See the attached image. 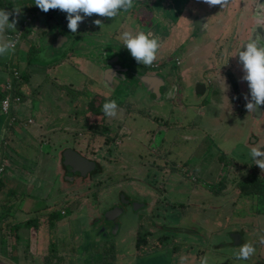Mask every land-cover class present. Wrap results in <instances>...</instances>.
Segmentation results:
<instances>
[{"label":"rangeland","instance_id":"obj_1","mask_svg":"<svg viewBox=\"0 0 264 264\" xmlns=\"http://www.w3.org/2000/svg\"><path fill=\"white\" fill-rule=\"evenodd\" d=\"M250 1L230 0L221 8L209 6L203 0H134V7L128 12L122 11L116 18L97 14L85 17L76 33L68 29V20L67 24L59 25L55 19L50 20L55 43L61 36L66 38L61 46L53 47L57 54L54 58L72 53L86 62L85 75L73 70L72 59V66L46 69L51 62L50 55L54 53L44 42L45 36L41 32L45 27L39 22L34 30L30 28L31 32L20 38L14 52L0 56L1 81L11 54L16 63L24 65L20 50L25 51L32 63L31 86L24 88L27 94L22 102L14 105L12 119L0 108V136L6 135L2 138L5 143L0 138V158L4 156L10 166L18 163L23 169L11 171L8 168L1 181L2 189L12 193L0 205V259L9 264H33V253L30 252L34 245L29 242L30 230L23 228V224H16L15 218L22 211L44 205L49 209L50 219L58 222V233L63 236L57 245L50 242L51 247L56 246L66 256L74 257V264H181L182 257L187 258L185 264H200V259L206 255L209 264H264V195L244 196L237 187L251 173L264 179V171L249 155L253 147L264 151L263 114L259 117L250 113L243 99L240 105L233 106L234 95L228 79L209 76L206 71L211 64L204 61L215 51L209 46L211 38L221 36L224 49L235 31L234 39L240 42L241 27L252 22L247 16ZM29 2L35 4V0ZM20 6L23 11L24 4L20 3ZM38 10L41 13L34 15L45 13ZM22 11L17 15L11 10L10 22L16 20L17 23L15 30L10 31L17 32L20 28ZM47 13L56 17L68 15L59 9H50ZM196 18L205 21V33L197 35L193 27ZM97 19L102 21L101 27L94 24ZM97 29L109 38L108 42L87 34ZM125 31L133 35L140 31L152 32L160 37L154 62H160L162 57L174 62L178 54L180 57L185 54L186 59L180 66H175L171 74L162 75L166 79L165 76L169 77L159 93L147 91L131 71V64L136 60L123 46L120 37ZM76 39L83 41L77 44ZM102 42L104 44H100ZM112 46L115 49L110 52ZM174 47L180 49L178 54H168ZM16 51L21 56H17ZM189 54L196 55V62L202 58V62L194 66L187 59ZM18 57L22 58L19 60ZM108 59L111 61L105 66ZM221 62L217 60L214 66L223 77ZM79 63L76 60V64ZM137 68L142 72L150 70L142 64ZM124 73L129 82L121 84ZM170 78L174 87H171ZM38 79L43 84L36 92ZM197 81L207 84L203 95L195 92ZM64 82L67 84L62 85ZM56 85H62L64 89L73 87L78 90L79 97L75 96V90L61 92ZM97 94L117 101L116 117L82 115L88 101ZM40 107L52 108L46 112H51L46 117L48 124L45 118L44 121L40 118L43 121L40 130L38 124L24 126L28 120L33 122L39 118ZM59 108L66 109L68 115L59 112ZM73 110L77 113L76 118L74 113L70 116ZM86 119L95 127L89 128ZM12 128L13 139L9 138ZM19 129L26 130L18 133ZM30 129L36 130L38 133L35 132L34 137L42 141L40 145L38 139L33 141L34 152L28 149L29 146L25 148L24 136ZM115 133L120 138L106 143L105 139L113 138ZM28 138L29 142L33 140L29 135ZM19 144L24 150L17 147ZM66 148H74L96 161L92 173L97 167L100 173L67 182L60 164V154ZM221 181L223 187L218 195H214ZM122 194L141 208L137 211L129 209L116 235L99 236L95 221ZM102 220L101 225H105ZM16 228H19V241L15 240ZM235 231L243 234L238 246L230 239V234ZM11 232L14 236L10 238ZM39 232L43 233L45 242L41 248H44L53 236H49L45 228ZM139 233L146 237V243L138 250L135 247ZM74 234L80 240L81 237L86 240L84 249L87 250L82 251V244L68 242L67 238ZM54 235L57 236V232ZM244 243H251L256 249L247 260L237 258L239 247ZM26 252L29 260L25 262L23 253ZM34 261L40 264L36 258Z\"/></svg>","mask_w":264,"mask_h":264},{"label":"clouds","instance_id":"obj_2","mask_svg":"<svg viewBox=\"0 0 264 264\" xmlns=\"http://www.w3.org/2000/svg\"><path fill=\"white\" fill-rule=\"evenodd\" d=\"M203 2L209 6L219 5L223 8L230 3V0H203ZM35 5L45 13L50 9H59L66 12L68 14L67 27L72 33H76L79 24L83 22L85 17L97 14L101 17L116 18L122 11L128 12L131 10L134 7V0H35ZM20 9L19 6L14 8L17 15L20 13ZM12 15V12L0 9V56L14 52L16 48V39L12 37L4 39L3 36L6 30H15L17 21L12 20L10 22ZM255 20L256 26H264V3H260L259 0H257L255 9ZM94 24L100 27L103 25L100 19L95 20ZM255 30L256 27L253 32ZM120 38L123 46L126 47L138 64L151 66L156 60L160 48V37L158 35L144 31L133 35L132 32L125 31ZM243 49L240 48L238 52L239 61L245 74L243 79L247 81L250 90V98L245 97L247 101L245 107L252 113L260 106H264V36L257 33L254 39L250 37L246 44L243 43ZM112 78L115 79L114 76ZM102 108L104 114L108 117L114 118L118 115L119 105L115 99L106 101ZM249 155L255 164L264 171V151L253 147ZM262 242H264V238H262ZM255 251L253 244L244 243L239 247L237 258L247 260ZM186 259V257H182L181 264H185ZM200 264H209V257L207 255L202 257Z\"/></svg>","mask_w":264,"mask_h":264},{"label":"crops","instance_id":"obj_3","mask_svg":"<svg viewBox=\"0 0 264 264\" xmlns=\"http://www.w3.org/2000/svg\"><path fill=\"white\" fill-rule=\"evenodd\" d=\"M249 5V4H248ZM34 7L36 8L35 9V14L36 13H38V14H40L41 12H39V10H38V8H37V6L34 4ZM249 7H250V5H249ZM0 9H4V7L2 8H0ZM5 10V9H4ZM11 10L12 11H14V9H10L9 10V12H11ZM6 11H8V10H6ZM21 11H22V9H20V13H21ZM15 12V11H14ZM23 12V11H22ZM148 12V11H147ZM19 13V14H20ZM42 13H43V11H42ZM12 17V16H11ZM10 17V18H11ZM24 17V16H23ZM23 21V18H21V20H20V23H19V26L21 25V22ZM62 24H64V23H62ZM67 24V23H66ZM204 24H205V21H204ZM21 27V26H20ZM203 28H204V25H203ZM20 29V28H19ZM18 29V30H19ZM17 30V31H18ZM14 32H16V31H10V30H6L5 31V33H4V38L5 39H7V34H12V33H14ZM206 32V31H205ZM204 32V30H203V32H202V34L203 33H205ZM224 32V31H223ZM50 34H52V32L50 33ZM87 34H91L90 36H92V37H94L95 39H97V40H102V41H104V40H106L107 42H108V40H109V38H107V37H105L106 35H104L103 33H101L100 32V30L99 29H97L96 31H92V32H87ZM201 34V33H200ZM198 35V34H197ZM220 38H221V36L220 37H213V38H211L210 40V45L209 46H211L212 48H213V50L215 49V46H216V43H218V41H220L221 42V40H220ZM52 39V38H51ZM50 39V40H51ZM218 40V41H217ZM83 41V39H81V40H77L76 39V42H77V44H78V42H82ZM52 42H53V39H52ZM64 42V41H63ZM66 42V41H65ZM106 42V43H107ZM46 43V42H45ZM18 44H19V42H18ZM17 44V45H18ZM99 44V43H98ZM100 44H104V42H102V43H100ZM179 45H182V44H179ZM101 46V45H100ZM17 47V46H16ZM109 47H110V43H109ZM16 49V48H15ZM112 49V50H111ZM114 49H115V46H112L109 50H110V52H112V51H114ZM177 50H180V49H177L176 47H174L173 49H171V50H168L167 52H168V54L170 53V55H171V53H175V54H178L177 52H175V51H177ZM21 51V53H22V56H23V58L22 57H18V59L19 58H22V60L21 61H25V51H22V50H20ZM16 53H17V56H21V55H18V51H16ZM173 55V54H172ZM212 55V54H211ZM210 55V56H211ZM113 56V55H112ZM118 56H122L121 54H118ZM196 56V55H195ZM171 57V56H170ZM198 57H200V56H198ZM11 58H13V54H11L10 55V57H9V59L7 60V63H6V65H5V68L7 67V65L8 64H10V59ZM172 58V57H171ZM71 59H72V61H74V66H73V70H75L76 72H78V70H79V72H81L82 73V75H85V74H87L86 73V66H84V64L86 63V62H84V61H81V59L79 58V57H75V56H73V54L71 53V55L70 56H65V54H64V57H61L60 58V60L58 61V67L60 66V65H62V66H68V65H73V62H70L71 61ZM202 59V58H201ZM20 60V59H19ZM76 60L77 61H80V63L79 64H76ZM109 60L111 61V59H108V61L107 62H109ZM203 60V59H202ZM204 60H206V58L204 59ZM125 61V58H124V60H123V66H124V62ZM173 61L174 62H169L168 64H167V66L165 67V71L167 70V68L168 67H170V69L172 70L175 66L177 67V66H180L181 65V62H182V57H180L179 56V54L173 59ZM119 63V62H118ZM174 63V64H173ZM210 62H208V64H209ZM17 64H20V63H17ZM153 64H155V62H153ZM174 66H173V65ZM211 64V63H210ZM106 65H109L108 63H106ZM105 65V66H106ZM56 66V67H57ZM104 66V67H105ZM139 66V64L136 62V61H133V63L131 64V68L132 69H134V71L135 72H141L142 74H148V75H154V76H156L155 75V71H152V70H145V72H142V71H140L137 67ZM71 68V67H70ZM70 68H68V69H70ZM144 68V67H143ZM202 68V67H201ZM211 68H214L213 69V71H215L216 70V68H215V66L213 65V64H211V65H208V69H211ZM208 69H207V71L206 72H208ZM54 70H56V69H54ZM6 74H5V77H4V79L1 81L0 80V88L3 86V83L7 80V78H8V76H7V72H5ZM214 73V72H213ZM220 73V71L219 70H216V72L214 73V76H217V77H221V73ZM89 75L88 76H92V75H90L91 73H88ZM63 75V74H62ZM210 76L212 75V73H210L209 74ZM64 77H66V76H64ZM68 77V76H67ZM135 81V80H134ZM127 82H129V78L126 76V74L124 73V76H122L121 78H120V83L121 84H125V83H127ZM37 83H39V79H38V81H37ZM63 84H67V82H64V83H62V85ZM62 85H60V86H62ZM26 86H28V88H29V86H31V84L29 83V84H25V85H23L22 87H23V89H22V92L26 95L27 93L24 91V88L26 87ZM37 86V85H36ZM162 85H160L159 86V88L161 87ZM58 88V87H57ZM36 89V88H35ZM78 91V90H76V89H73V87L72 88H69L68 89V91ZM34 91V90H33ZM59 91H67L66 89H59ZM36 92H38V90H36ZM98 95V94H97ZM100 96H103V95H100ZM103 97H105V98H107V96H103ZM32 100H33V97L31 98ZM22 102V101H21ZM14 105H18V104H14ZM14 105L12 106V108H11V110H13V107H14ZM30 109H31V107H30ZM52 110V108L51 109H46V108H44V107H40L39 108V110H38V116H39V118L35 121L34 119H33V122L32 123H28L27 122V124L25 125L24 124V126H27L28 124H38L39 125V130H40V128H42L41 127V125L43 124V121H44V118H45V121L47 122V124H48V122H49V119H46V117H48V113H51V112H48V113H46L47 111H51ZM59 110H61V111H59V112H62V111H64V114H66V115H68L67 114V112H66V109H62V108H59ZM71 113H70V116H72L73 115V113H74V116L73 117H75L76 118V111H70ZM76 113V114H75ZM45 114H46V116H45ZM86 116V115H85ZM43 119V121H41V119ZM87 118V117H86ZM85 122H87V125H89L90 124V122H88V120L86 119L85 120ZM27 128V127H26ZM13 130H12V132H11V134H9L10 136H9V138L10 137H12V139H13V136H15L14 135V128H12ZM23 130H26V129H19V131H18V133H23L22 131ZM28 132V134L27 135H29V137L31 136L32 137V141L31 142H29L30 140V138H28L27 139V135H25L24 136V138H25V140H26V143H27V145H26V147L25 148H27L28 146L30 147V148H28V149H31L32 151L36 148L35 146H32V144H34V140H36V139H38V142H39V145L41 144V139L40 138H36V137H34L38 132L36 131V130H31L30 129V131H27ZM35 132H37L36 134H34ZM6 137V135L3 133L2 134V136H0V138H1V141H3L4 143H5V141L4 140H2V138L4 139ZM23 138V139H24ZM13 144H15V143H13ZM20 144H23V143H20ZM17 145V147H21V145ZM38 145V146H39ZM24 146V145H23ZM22 148V147H21ZM38 148V147H37ZM22 150H24L23 148H22ZM34 152V151H33ZM17 157V156H16ZM1 158H3V156H1ZM0 158V159H1ZM18 158H20V159H22L20 156L19 157H17V159ZM29 158H31L30 157V154H29ZM61 164V163H60ZM11 171H14L15 170V168L16 169H18V171L19 170H23L22 169V167L17 163V165L16 166H10V164H9V167H8ZM8 168L5 170V172L8 170ZM15 171H17V170H15ZM4 172V173H5ZM16 173V172H15ZM3 178V177H2ZM2 178L0 179L1 181H2ZM5 189H6V187H5ZM12 193V191L11 190H7V192H5L4 191V189H2V190H0V205H1V202L4 200V202L6 201V199H8V196H9V194H11ZM13 207V206H12ZM6 208H7V206H6ZM8 208H10V204H9V207ZM12 209V208H11ZM9 210V209H8ZM13 212H14V210H13ZM21 213V212H20ZM48 213H49V209H48V207H45L44 205H42V207H39V206H36V207H32V208H29V211H27V212H23L22 211V213L19 215V216H17L15 219L17 220L16 221V224L18 223V224H23V228H26V229H28V230H30L29 231V235H28V237H30V239H29V242H31L34 246H33V248H34V250H36V251H38L37 253L36 252H34V250H33V252H30V253H33V261H32V263L33 264H35L36 262L34 261V259L36 258L37 259V262H39L40 264H74L75 262V258L74 257H70V256H66V254H64L62 251H58L57 249H56V246H54V248L53 247H51V243H55V245H57V243H60V237H61V239H63L62 237L63 236H61L60 235V232L58 233V229H57V221H55V222H53L51 219H50V216L48 215ZM21 216V217H20ZM14 217V216H13ZM35 218V221H37L36 222V224H34L33 223V225L32 226H29L28 224H27V222H29V220H31V219H34ZM19 219H21V221L19 220ZM46 222V224H42V222ZM46 229V231H47V233L49 234V236H53V239L52 240H50L49 242H47V243H45V245H44V248H41V245L42 244H44V238H43V233L41 232V234H40V232H39V230L40 229ZM19 229V228H18ZM16 230V237H15V240L17 241L18 239H19V237H18V231L19 230ZM55 232H57V236L56 235H54V233ZM51 233H53V234H51ZM243 235V234H242ZM14 235L12 234V232H11V234H10V238L11 237H13ZM68 239V242L69 243H79V244H82V251H84L85 249L87 250V248L85 247V249H84V244H85V239L84 238H82L81 237V240L79 239V237H78V235L77 234H74V236H72L71 238H67ZM84 239V240H83ZM19 241V240H18ZM72 241V242H71ZM51 242V243H50ZM96 244H98V241L96 240L95 241V246H96ZM54 245V244H53ZM70 248H72V246L70 247ZM72 249H74V248H72ZM78 252H80V251H78ZM81 253H84V252H81ZM74 255L76 254V253H73ZM27 255H29V253H23V259L25 260V262L27 261V260H29V258H27Z\"/></svg>","mask_w":264,"mask_h":264},{"label":"trees","instance_id":"obj_4","mask_svg":"<svg viewBox=\"0 0 264 264\" xmlns=\"http://www.w3.org/2000/svg\"><path fill=\"white\" fill-rule=\"evenodd\" d=\"M20 3L24 4V10H23L24 11L23 12V16L24 17H23V21L21 22L20 26L22 27L23 22L27 18L30 19V22L24 28L23 33H22L20 38H22L24 35L30 33L31 32V31H29L30 28L32 30H34L36 23L39 22V23H41L42 27H45V30H43L41 32V34H43L45 36L44 42H46L47 48H51V50H53V47L56 48L54 37H53V35L51 37V34H50L52 32L53 28H52V26L49 25V22H50V20L55 19L56 24L59 25V24H62V23H66L67 17L66 16L56 17L53 14H49L50 12L49 13H47V12L43 13L41 16H36V15H34L35 12H36L35 11L36 8L34 7L33 3L29 2V0H26V1L25 0H20V1L19 0H13V1L12 0H2V1H0V8L4 7L5 10L9 11L10 9H14L17 6L21 7ZM44 36H42V39H43ZM50 37L53 39V42H52V39ZM19 41H20V39H19ZM18 42H17V44H18ZM17 44H16V46H17ZM32 48L35 50L34 47H32ZM53 53H54V55L53 54L50 55L49 59L51 60V62H49V64L46 65V69H50V70L55 69L56 66L59 64L58 61L60 60L61 56L59 58L55 59L54 56H56L57 54H55L54 50H53ZM9 61H10V64L7 65V67L5 69L6 71H4V72H7L8 78L3 83V86L0 88V103H1V100L7 95V91L4 90V86L7 83V81H11L12 84H13L14 96H18L22 100L23 97H25V95L22 92L21 88H22L23 85L30 83V81L32 80L30 78L31 77L30 68L32 67V63L29 60V53H25V63H24V65L17 64L13 60V58H11ZM131 71L135 74V76H138V75L141 74L139 72H135L134 69H131ZM15 73L17 74L18 78H13V75ZM42 84H43L42 81H40L39 84H37V86H36V90H38L39 88L41 89L42 88ZM56 87H58L59 89H64V88H61L62 86H60V85H56ZM66 90L68 91V89H66ZM75 92H77V94L75 96L79 97V92L78 91H75ZM106 100H108V98H105V97L100 96V95H94L88 101L87 108L82 111V115L83 114L85 115V113H92L93 117L94 116H98V117L104 116L105 114L103 112L102 106L106 102ZM12 111L13 110H10V112H9L11 119H12V116H11V112ZM165 122H166V124L168 123L167 121H165ZM88 127L92 129L93 127H95V125H88ZM103 127H105V125ZM106 133L108 134L107 130H106ZM117 134L118 133H115L113 138H108L107 137L108 140H107V138L105 139L106 143L109 144L111 139H114V140L115 139H119L120 135L119 134L117 135ZM96 165H97V163H96ZM97 173H100L99 167L96 168V170L94 171L93 174L96 175ZM262 181H264V179L260 178L257 173H251L244 180L239 182L237 184V187L239 188L240 193L242 195H244V196H250V195L255 196V197H258L260 195L263 196L264 195V183H261ZM223 184H224L223 181H221L219 183V188H218L217 191H215L216 193L214 195H218L220 189H222V187H223ZM2 188H3V186H2V183H1V180H0V190H2ZM36 222L37 221H35V218H34V219L29 220V222H27V224L29 226H32L33 223L36 224ZM17 229L18 228H16L15 230H17ZM136 241H137L136 242L137 244H136L135 248L139 250V247L142 246L144 243H146V237L139 233L137 235V240Z\"/></svg>","mask_w":264,"mask_h":264},{"label":"flooded vegetation","instance_id":"obj_5","mask_svg":"<svg viewBox=\"0 0 264 264\" xmlns=\"http://www.w3.org/2000/svg\"><path fill=\"white\" fill-rule=\"evenodd\" d=\"M259 2L260 3H264V0H259ZM256 5H257V0H251L250 1V7H249L250 8V10H249L250 11V14L248 13L247 16H248L249 19L252 20V22L249 25H247V26L241 27L240 32H239L240 34L238 35V36H240L239 37L240 38V42H238V41H236L234 39V36H235V31H234L233 32V39L231 37V39L229 41V44L226 46V48L223 49L222 44H224V43L217 40L218 43H216L214 53H212L211 57H209L208 59L204 60V61L210 62L213 65H216L215 62H217V60L223 62V63L221 62L222 63V66H223V68H222L223 70L221 71V72H223V77L222 76L221 77L214 76V73H213L214 72L213 71L214 68L208 69L207 74L209 75L210 73H212L211 76H213L215 78H218V79L224 78V77L228 79V81L230 83L229 87H230V89H231V91L233 92V95H234L232 104H233V106L235 105V107H236V105H240L239 103H241V100L242 99L244 100L245 105H246L247 101L245 100V97L246 96L249 97V95H250V90H249V87H248V83H247V81H245L243 79V76L245 74L243 72V66H242V64L239 63L240 61H239V54H238V52H239L240 48H241V50H244L243 49V43L246 44V42L249 39V37H254L257 33H259L262 36H264V26H256V20H255V9H256ZM196 19L203 20L201 18H196ZM202 25H204V20H203ZM255 27H256V30H255V32H253V30L255 29ZM258 28H260V29H258ZM239 38H238V40H239ZM178 52H179V50H177V53ZM159 55H161V52H160ZM184 55L185 54L183 53L182 61H185V59H186ZM194 57H195V55H190V58H187L188 61L190 60L191 62H193L194 66L197 65V64H200L202 62V59H200V58L197 59V62H196V60L194 59ZM160 60H161L160 62H155V64H152L153 66H149V68H150V70L155 71L154 73L162 72L161 76L160 75H156V76L161 80V84L160 85H165V82H166V80L169 77L168 75L171 74V69H170V67H168L166 71L164 70L165 67L167 66V64L169 63V61L166 58H163L162 57V59H160ZM202 71H203V69H202ZM167 73H168V75L165 76V77H167V79L164 78V77H162L163 74L166 75ZM172 81H173L172 78H170V82L172 84L171 87H174L175 84H173ZM208 81L211 83L210 80H208ZM208 81H207V83H209ZM196 84L203 85L204 86V93L206 92V86H207L206 83H203L201 81H197L194 84V89H195ZM161 88L162 87H160L159 90ZM171 92H173V90ZM214 93H215V90L212 91V94L213 95H214ZM262 113H264V106H262ZM262 118L264 120V114H263V117ZM71 149L77 151L74 148H71ZM77 152L79 154H81V152H79V151H77ZM82 156H84V155H82ZM84 157H86V156H84ZM60 163H61V161H60ZM64 171H65V169H64ZM93 173L91 172L87 176L93 177L94 176ZM76 178L77 179L79 178L80 180H83L82 177H78V176H75L74 177V180ZM122 199H126L127 202L124 204L123 201H122ZM133 203L134 202L132 200H130L128 197H126L125 195H124L123 198H121V195H120L119 198H118V201H116L112 205V207L110 208V209H112L113 207H116L117 206V207H121L123 209V213L116 219L117 220V223L119 222L118 223L119 224V227H120V222L123 219V217H125L126 213L128 211H130V210L132 211L134 209L133 208ZM258 207H259V205L257 204L256 205V208H258ZM139 208H141V207H139ZM139 208L137 207L136 210H133V211H137V210H139ZM257 217H259V216H257ZM95 218H97V217H95ZM95 218L93 220H95ZM102 218H103V214H101L100 218H98L95 221V223L98 224V228H97L96 231H97V234L99 236H102V235L103 236H107L109 233H111V224L110 223H106L105 225H101L102 222H100V219L102 220ZM92 224H94V223H92ZM233 233H241V232L235 231ZM116 234H117V232H116ZM241 236H242V233H241ZM241 241H242V239H241Z\"/></svg>","mask_w":264,"mask_h":264},{"label":"water","instance_id":"obj_6","mask_svg":"<svg viewBox=\"0 0 264 264\" xmlns=\"http://www.w3.org/2000/svg\"><path fill=\"white\" fill-rule=\"evenodd\" d=\"M202 23H203V20H199V19H195L193 21V27L197 34H200L203 32ZM63 41L65 42L66 38L61 36V38H58V40L56 41L55 45L61 46ZM107 63L109 64V62ZM136 77L138 78V81L141 82V84L146 88L147 91L153 92L156 94L159 93L158 86L161 84V80L157 76H154V75L152 76L148 74H140ZM195 92L196 94L203 95L204 86L200 84H196ZM249 98H250V95H249ZM254 113L260 117L262 114V106H260ZM60 161H61V165L65 169L66 181L68 182H72L75 176L82 177V178L86 177L89 173H91L95 169V165H96L95 162L82 156L77 151L71 148H66L61 152ZM123 197L124 195L122 194L121 198ZM122 201L124 204L127 202L126 199H122ZM137 207H139V204L134 202L133 210H136ZM122 213H123V209L121 207L116 206L110 210H107L103 214L104 222L111 224V234H116L118 227H119V224H118L119 222L117 223L116 219ZM230 239L234 246L235 245L238 246L242 243L240 233L230 234ZM0 264H9V263L0 259Z\"/></svg>","mask_w":264,"mask_h":264},{"label":"built area","instance_id":"obj_7","mask_svg":"<svg viewBox=\"0 0 264 264\" xmlns=\"http://www.w3.org/2000/svg\"><path fill=\"white\" fill-rule=\"evenodd\" d=\"M29 22H30V19L27 18L23 22L21 29L19 31H17L16 33L7 34V38L12 37V38L16 39L18 42L22 33H23L24 28L28 25ZM151 66H153V65H151ZM13 78H18L16 73L13 75ZM4 90L7 91V95L1 100L0 108H1L3 113L9 114L12 106L14 104L21 103L22 100L20 97L14 96V93H13L14 87H13V84L11 81H7V83L4 86ZM27 122L31 123L32 120H28ZM8 167H9L8 160L5 157L1 158L0 159V179L3 177L4 172Z\"/></svg>","mask_w":264,"mask_h":264}]
</instances>
